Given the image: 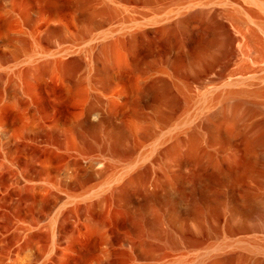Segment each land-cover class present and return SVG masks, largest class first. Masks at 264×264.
Returning <instances> with one entry per match:
<instances>
[{
  "label": "bare ground",
  "instance_id": "obj_1",
  "mask_svg": "<svg viewBox=\"0 0 264 264\" xmlns=\"http://www.w3.org/2000/svg\"><path fill=\"white\" fill-rule=\"evenodd\" d=\"M0 264H264V0H0Z\"/></svg>",
  "mask_w": 264,
  "mask_h": 264
}]
</instances>
